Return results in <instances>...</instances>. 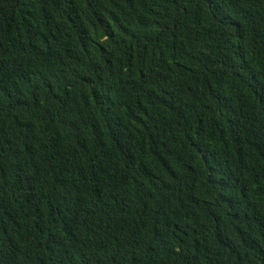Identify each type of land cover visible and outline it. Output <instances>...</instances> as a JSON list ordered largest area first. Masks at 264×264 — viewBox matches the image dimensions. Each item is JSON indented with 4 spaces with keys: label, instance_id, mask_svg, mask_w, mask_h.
Here are the masks:
<instances>
[{
    "label": "trees",
    "instance_id": "1",
    "mask_svg": "<svg viewBox=\"0 0 264 264\" xmlns=\"http://www.w3.org/2000/svg\"><path fill=\"white\" fill-rule=\"evenodd\" d=\"M0 264H264V0H0Z\"/></svg>",
    "mask_w": 264,
    "mask_h": 264
}]
</instances>
